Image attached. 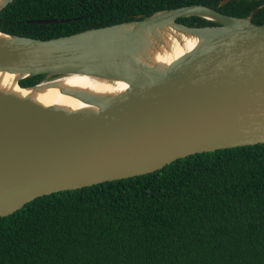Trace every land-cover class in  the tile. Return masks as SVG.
<instances>
[{"label": "water", "instance_id": "water-1", "mask_svg": "<svg viewBox=\"0 0 264 264\" xmlns=\"http://www.w3.org/2000/svg\"><path fill=\"white\" fill-rule=\"evenodd\" d=\"M10 1L0 0V9ZM259 6L235 17L182 5L48 39L0 31V71L15 75L19 88L76 74L124 84L111 95L61 89L89 106L74 110L0 90V217L42 195L149 173L194 153L264 143V24L252 22ZM187 16L212 24L176 21ZM164 27L196 43L164 66H149L138 59L152 45L143 32L153 30L155 39ZM38 74L46 76L19 84Z\"/></svg>", "mask_w": 264, "mask_h": 264}, {"label": "trees", "instance_id": "trees-1", "mask_svg": "<svg viewBox=\"0 0 264 264\" xmlns=\"http://www.w3.org/2000/svg\"><path fill=\"white\" fill-rule=\"evenodd\" d=\"M220 1L12 0L0 9V31L48 39L189 4L246 17L264 2ZM66 18L73 19L29 21ZM176 21L212 24L198 16ZM252 22L264 24V4ZM0 264H264V143L36 197L0 217Z\"/></svg>", "mask_w": 264, "mask_h": 264}, {"label": "bare ground", "instance_id": "bare-ground-1", "mask_svg": "<svg viewBox=\"0 0 264 264\" xmlns=\"http://www.w3.org/2000/svg\"><path fill=\"white\" fill-rule=\"evenodd\" d=\"M154 31H144L143 35L150 37L151 47L139 55V60L149 66H164L171 59L190 49L196 39L190 35L183 34L171 27L156 29L155 39L152 37ZM124 84L120 81L88 74H76L59 77L54 85L39 88H19L15 85V75L0 71V90L11 92L18 97H26L40 106L56 105L67 110L78 108H89L80 100L59 91L68 89L86 94L106 95L121 91Z\"/></svg>", "mask_w": 264, "mask_h": 264}]
</instances>
